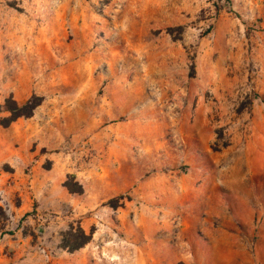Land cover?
I'll return each instance as SVG.
<instances>
[{"label": "rangeland", "instance_id": "rangeland-1", "mask_svg": "<svg viewBox=\"0 0 264 264\" xmlns=\"http://www.w3.org/2000/svg\"><path fill=\"white\" fill-rule=\"evenodd\" d=\"M8 96L0 264H264V0H0Z\"/></svg>", "mask_w": 264, "mask_h": 264}, {"label": "trees", "instance_id": "trees-1", "mask_svg": "<svg viewBox=\"0 0 264 264\" xmlns=\"http://www.w3.org/2000/svg\"><path fill=\"white\" fill-rule=\"evenodd\" d=\"M227 3L230 0H225ZM42 98L39 96H32L27 101L19 104L12 96H8L4 99L0 105V113L6 112L8 115L0 118V126L3 128L8 127L11 123L19 118H28L33 115L34 110L41 104ZM64 186L70 193H80L82 191L80 186L75 188L69 182H65ZM0 212L2 210L0 209ZM91 239L90 234H86L85 231L77 227L75 231L70 227L63 237L62 248L68 251H76L86 245Z\"/></svg>", "mask_w": 264, "mask_h": 264}]
</instances>
